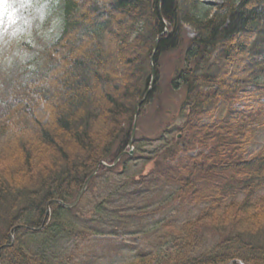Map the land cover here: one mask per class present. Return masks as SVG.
<instances>
[{
	"label": "trees",
	"instance_id": "16d2710c",
	"mask_svg": "<svg viewBox=\"0 0 264 264\" xmlns=\"http://www.w3.org/2000/svg\"><path fill=\"white\" fill-rule=\"evenodd\" d=\"M60 5L63 27L48 46L46 69L15 84L0 108V263L58 264L28 238L56 234L67 209L61 202L72 203L97 166L88 189L140 157L100 164L130 151L136 113L138 127L159 99L161 58L180 49L189 25L196 35L180 50L172 80L184 92L185 121L165 147L142 156L133 180L174 186L175 201L204 207L182 224L164 222L173 246L157 264H264V147L247 153L264 125V0L210 9L203 0ZM155 259L141 253L127 264Z\"/></svg>",
	"mask_w": 264,
	"mask_h": 264
},
{
	"label": "rangeland",
	"instance_id": "374dc122",
	"mask_svg": "<svg viewBox=\"0 0 264 264\" xmlns=\"http://www.w3.org/2000/svg\"><path fill=\"white\" fill-rule=\"evenodd\" d=\"M203 1L209 9L224 3V0ZM62 27L60 0L53 3L6 0V5L0 7V108L15 84L46 69L48 46L59 36ZM195 35L189 25L184 26L183 45L161 58L159 99L145 108L136 128L141 144L138 150L134 144V156L140 154V157L96 178L75 207L62 210L56 234L29 237L35 251L53 256L58 264H127L147 252L155 256L157 264L172 251L171 238L165 240L162 235L164 222L182 224L204 206L191 207L175 201L174 186L136 183L133 177L144 167L145 157L165 147L185 121V114L180 111L184 92L172 88V80L176 68L182 65L180 50L184 51ZM251 101H241L239 105ZM166 128L172 132L152 141ZM263 147L264 125L255 132L247 153L253 155ZM212 243L213 239L208 237L204 245L208 247Z\"/></svg>",
	"mask_w": 264,
	"mask_h": 264
},
{
	"label": "water",
	"instance_id": "95a60500",
	"mask_svg": "<svg viewBox=\"0 0 264 264\" xmlns=\"http://www.w3.org/2000/svg\"><path fill=\"white\" fill-rule=\"evenodd\" d=\"M152 60H153V58H152ZM155 77H156L155 67L152 66L151 86H153L154 83H155ZM137 119H138V112L136 113L134 129H133L132 136H131V140H130V144H129L130 151L129 152L122 153L112 165H109L105 161L100 162V164H104L106 166H115V165L118 164V162L121 160V158L123 157V155L125 153H129L130 155H134V145H133V143H134V138H135V134H136ZM98 170H99V166H97V168L94 170V172L87 178L85 184L83 185V187L79 191V193H78L76 199L74 200V202H72V203H64V202H61V203L63 205H65L66 207H69V208L75 207L78 204L79 200L81 199L82 195L84 194L85 190L87 189V187H88L90 181L92 180V178L98 173ZM48 210L50 211V206L48 207ZM14 240H15V238L13 236V243H14ZM228 264H243V263H233V262H231V263H228Z\"/></svg>",
	"mask_w": 264,
	"mask_h": 264
},
{
	"label": "snow or ice",
	"instance_id": "6c2138e0",
	"mask_svg": "<svg viewBox=\"0 0 264 264\" xmlns=\"http://www.w3.org/2000/svg\"><path fill=\"white\" fill-rule=\"evenodd\" d=\"M4 5H6V0H0V7H3Z\"/></svg>",
	"mask_w": 264,
	"mask_h": 264
}]
</instances>
